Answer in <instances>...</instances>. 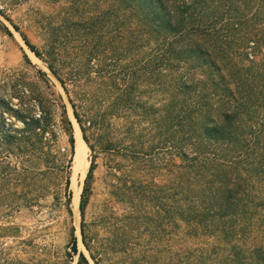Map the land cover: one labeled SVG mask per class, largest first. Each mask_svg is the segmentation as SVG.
Wrapping results in <instances>:
<instances>
[{
    "label": "trees",
    "instance_id": "trees-1",
    "mask_svg": "<svg viewBox=\"0 0 264 264\" xmlns=\"http://www.w3.org/2000/svg\"><path fill=\"white\" fill-rule=\"evenodd\" d=\"M103 2L121 14L124 53L129 57L136 52L139 69L124 67L121 74L101 69L91 80L78 67L66 65L56 48L44 53L45 60L13 27L63 88L85 143L87 129L100 125L113 129L104 114L94 120L86 107L101 87H108L111 112L123 120L121 128L130 139L136 134L138 119L149 111L146 104L139 105L143 94L139 86L166 90L171 219L174 236L185 241L180 246L184 263L264 264V0ZM24 60L32 66L27 55ZM37 73L38 81L50 92L46 98H32L37 105L24 102L21 96L17 106L0 98V223L30 203L27 181L47 173L25 168V161L42 159L46 171L57 166L68 170L73 162L75 139L65 105L46 72ZM20 88L29 97L27 86ZM56 107L60 111L57 121ZM61 134L68 135V148L61 149L62 153L56 148ZM66 152L70 154L67 165L56 164L57 154L61 158ZM69 185L67 178V203L72 195ZM79 209L82 213L83 204ZM81 237L90 251L84 223ZM70 249L79 256L77 264H90L78 252L76 237ZM42 262L41 254L27 259V264ZM0 264L26 263L1 250Z\"/></svg>",
    "mask_w": 264,
    "mask_h": 264
},
{
    "label": "rangeland",
    "instance_id": "rangeland-1",
    "mask_svg": "<svg viewBox=\"0 0 264 264\" xmlns=\"http://www.w3.org/2000/svg\"><path fill=\"white\" fill-rule=\"evenodd\" d=\"M84 1L0 0V98L17 106L21 96L24 102L37 105L32 98H46V93H50L38 81L37 71L46 72L65 105L73 137L80 128L63 88L45 61L27 49L19 32L41 51L44 59L50 47L56 48L66 65L78 67L91 80L101 69L106 74H121L124 67L139 69L136 52L129 57L124 53L121 14L109 9L103 0ZM25 55L32 66L25 62ZM24 84L30 90L29 97L20 88ZM138 90L143 93L139 105L146 104L149 111L138 119L132 139L121 128L123 120L111 112L113 99L105 86L97 91L98 97L89 99L86 107L94 120L104 114L113 129H101V125L86 128V167L79 165L76 170L73 161L68 170L57 166L46 171L42 159L23 163L29 170L47 173L27 181L30 189L26 198L30 203L0 223V251L26 264L35 254H41L43 264H77L79 256L70 249L72 237H76L78 252L90 264H95L90 254L100 264H185V252L180 247L185 246V241L174 236L171 219V131L166 114L169 94L143 84ZM59 112L56 107V121ZM67 136L59 137L56 148L61 153V149L68 148ZM60 157L57 154L56 164L66 166L70 154ZM81 223L90 240V251L82 243ZM179 226L184 227L182 223ZM23 241L26 245L21 244Z\"/></svg>",
    "mask_w": 264,
    "mask_h": 264
},
{
    "label": "bare ground",
    "instance_id": "bare-ground-1",
    "mask_svg": "<svg viewBox=\"0 0 264 264\" xmlns=\"http://www.w3.org/2000/svg\"><path fill=\"white\" fill-rule=\"evenodd\" d=\"M74 139L75 141V147H76V152L74 156V163L76 166V170L79 165H82L83 167H86L87 165V146L82 138L81 131L78 129ZM75 204L77 205V199Z\"/></svg>",
    "mask_w": 264,
    "mask_h": 264
},
{
    "label": "water",
    "instance_id": "water-1",
    "mask_svg": "<svg viewBox=\"0 0 264 264\" xmlns=\"http://www.w3.org/2000/svg\"><path fill=\"white\" fill-rule=\"evenodd\" d=\"M25 44V43H24ZM27 47V46H26ZM27 49H28V47H27ZM29 50V49H28ZM30 51V50H29ZM31 52V51H30ZM32 53V52H31ZM33 54V53H32ZM34 55V54H33ZM35 56V55H34ZM35 58H37L36 56H35ZM74 156H75V153H74Z\"/></svg>",
    "mask_w": 264,
    "mask_h": 264
}]
</instances>
